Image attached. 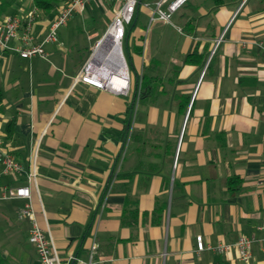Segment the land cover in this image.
<instances>
[{
    "label": "crops",
    "instance_id": "crops-1",
    "mask_svg": "<svg viewBox=\"0 0 264 264\" xmlns=\"http://www.w3.org/2000/svg\"><path fill=\"white\" fill-rule=\"evenodd\" d=\"M141 1L127 27L135 79L124 96L79 80L118 4L107 5L102 35L94 26L85 41L73 22L46 42L58 5L0 0V20L36 11L33 33L48 53L24 59L0 47V154L22 167L0 162L7 264L40 262L26 200L4 199V187L30 188L39 226L69 264H247L241 236L254 239L248 264H264V0H187L172 24L152 21L144 3L157 0ZM197 236L231 249L199 252Z\"/></svg>",
    "mask_w": 264,
    "mask_h": 264
},
{
    "label": "built area",
    "instance_id": "built-area-1",
    "mask_svg": "<svg viewBox=\"0 0 264 264\" xmlns=\"http://www.w3.org/2000/svg\"><path fill=\"white\" fill-rule=\"evenodd\" d=\"M169 0H157L153 4L144 3V6L151 8L153 11L152 21L160 20L166 23L172 24V18L174 13L187 1V0H175L168 5L167 9H164V5ZM92 2L99 3L103 6L110 4H118L114 16L104 33L103 37L97 42L92 50V53L84 65L79 80L109 90L113 93L128 96L131 90L130 87V72L129 64L124 53V42L127 36V26L130 25L134 19L138 6L141 4V0H58V12L51 25L46 42L57 41V32L61 27L68 24L69 20L75 15H81L87 11ZM244 4V3H243ZM36 16V11L29 13L25 18L21 16H7L0 20V47L2 49H11L15 51L21 58L32 59L41 58L48 59V53L44 47L45 42H39L33 33V24ZM114 41L115 45L111 48L106 46L107 41ZM18 41L17 47L10 46L11 41ZM223 37H219L215 40L216 46L222 43ZM111 43V42H110ZM107 49L106 59H97L96 55L101 49ZM114 52L115 56H109ZM215 50L213 51V53ZM105 62L113 68L118 66H125L128 69L127 86L121 90H114L110 88L105 81H101L100 77H96L95 74L97 67L103 66ZM93 68V69H92ZM110 83V82H109ZM0 162L4 166L5 172H20L22 167L15 160L14 156L3 151L0 154ZM37 163L36 158L31 163V169L29 172V180L33 181L37 178ZM2 197L4 199L20 198L25 199L26 203L22 210V215L28 217L32 222V227L29 232V241L34 245L40 264H69L61 260L57 249L54 247L53 242L48 238L44 231L39 226L35 211L31 203V190L29 187L20 188H8L2 189ZM264 231V224L260 227ZM197 250L199 252L210 250L214 253L223 254L231 249V245L223 242H219L215 245L206 243L202 236L196 238ZM254 239L251 237L241 236L235 243L241 259L245 263H250L253 256ZM264 252V244H263Z\"/></svg>",
    "mask_w": 264,
    "mask_h": 264
},
{
    "label": "rangeland",
    "instance_id": "rangeland-1",
    "mask_svg": "<svg viewBox=\"0 0 264 264\" xmlns=\"http://www.w3.org/2000/svg\"><path fill=\"white\" fill-rule=\"evenodd\" d=\"M26 1V0H25ZM250 0H241V2H240V4H239V6H240V8L242 7H244L245 5H246V3L247 2H249ZM244 3V4H243ZM91 8H92V13L93 14H90V11L89 10H87L86 12H84L83 14H81V15H77V16H75L74 18H71L70 20H69V22H68V27H67V29H69V30H72V31H75V27H74V24H73V22H75V23H78V26H80L81 27V29H82V31H83V38L85 39V41H87V39H88V35L92 32V27L94 28V26L96 27V29L100 32V34L102 35V33L104 32V30H105V26H106V22H105V13L110 9V7L109 6H103V5H101V4H99V3H95V2H92V4H91ZM97 8H100V9H97ZM114 8V7H113ZM117 8L115 7V10H116ZM144 18V16H143V14H141V19H143ZM82 20H84V21H82ZM94 24V25H93ZM109 25V24H108ZM127 27H129V26H127ZM103 37V36H102ZM101 37V38H102ZM100 38V39H101ZM99 39V40H100ZM98 40V41H99ZM97 41V42H98ZM95 44H97V43H95ZM108 44V45H107ZM107 44H106V46H109V45H111V43H110V41H107ZM89 45L90 46H93V42H89ZM215 49H213L212 50V52L210 53V56H213V51H214ZM124 53H125V56L128 58V54H127V49H126V44H125V42H124ZM83 69V68H82ZM130 72V78L132 79V80H134L135 79V77H134V73L132 72V71H129ZM125 75H127V72H123ZM137 103H139V100H137V102H136V105H135V109H136V107H137Z\"/></svg>",
    "mask_w": 264,
    "mask_h": 264
},
{
    "label": "bare ground",
    "instance_id": "bare-ground-1",
    "mask_svg": "<svg viewBox=\"0 0 264 264\" xmlns=\"http://www.w3.org/2000/svg\"><path fill=\"white\" fill-rule=\"evenodd\" d=\"M110 42H111L110 47L112 48L115 45V43L114 41H112V39L110 40ZM108 52L109 51L107 49H104V48L101 49L96 55L97 59L100 58L102 60H105ZM108 55L115 56L114 52ZM96 71L98 73L95 74V76L100 77V80L102 82L105 81V83L108 84L110 88L116 91L121 90L122 88H125L127 86L128 78L124 75L123 72H128V69L123 65L113 68L112 66H109L105 62L103 66L97 67Z\"/></svg>",
    "mask_w": 264,
    "mask_h": 264
},
{
    "label": "trees",
    "instance_id": "trees-1",
    "mask_svg": "<svg viewBox=\"0 0 264 264\" xmlns=\"http://www.w3.org/2000/svg\"><path fill=\"white\" fill-rule=\"evenodd\" d=\"M35 1V5L41 9V10H45V11H51L55 8L56 5H58V0H34ZM6 4H9V3H4L2 4V6H6ZM58 7V6H57ZM128 31V34H129V30ZM127 37V36H126ZM194 57H196V54H191L188 56L187 58V61H193L194 62ZM150 86V83L148 82V77L145 75L143 78H141L139 80V89H138V94L140 96H143L144 94V89L146 87H149ZM2 100V94H1V88H0V102ZM0 264H7V262L0 257Z\"/></svg>",
    "mask_w": 264,
    "mask_h": 264
}]
</instances>
